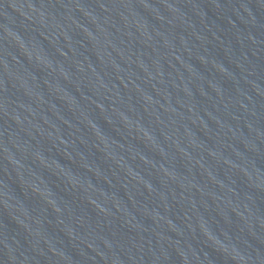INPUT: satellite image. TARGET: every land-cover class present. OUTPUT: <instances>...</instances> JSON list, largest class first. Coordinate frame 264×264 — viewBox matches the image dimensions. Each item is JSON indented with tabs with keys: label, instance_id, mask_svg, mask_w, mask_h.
Returning <instances> with one entry per match:
<instances>
[{
	"label": "water",
	"instance_id": "water-1",
	"mask_svg": "<svg viewBox=\"0 0 264 264\" xmlns=\"http://www.w3.org/2000/svg\"><path fill=\"white\" fill-rule=\"evenodd\" d=\"M0 264H264V0H0Z\"/></svg>",
	"mask_w": 264,
	"mask_h": 264
}]
</instances>
